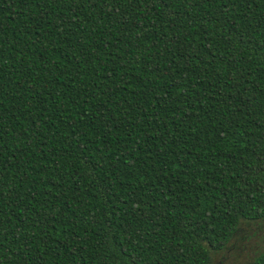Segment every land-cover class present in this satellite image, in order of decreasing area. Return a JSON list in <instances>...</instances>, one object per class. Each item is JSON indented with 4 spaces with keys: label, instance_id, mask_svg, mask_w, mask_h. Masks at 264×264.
Returning <instances> with one entry per match:
<instances>
[{
    "label": "trees",
    "instance_id": "1",
    "mask_svg": "<svg viewBox=\"0 0 264 264\" xmlns=\"http://www.w3.org/2000/svg\"><path fill=\"white\" fill-rule=\"evenodd\" d=\"M263 223L264 0H0V264H209Z\"/></svg>",
    "mask_w": 264,
    "mask_h": 264
},
{
    "label": "rangeland",
    "instance_id": "2",
    "mask_svg": "<svg viewBox=\"0 0 264 264\" xmlns=\"http://www.w3.org/2000/svg\"><path fill=\"white\" fill-rule=\"evenodd\" d=\"M264 250V223L248 225L223 250L210 253L209 264H253L257 253Z\"/></svg>",
    "mask_w": 264,
    "mask_h": 264
}]
</instances>
